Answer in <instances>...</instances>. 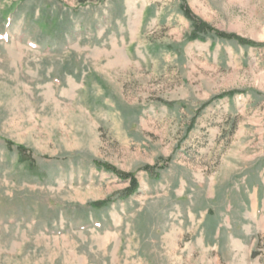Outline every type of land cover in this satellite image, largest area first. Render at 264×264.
<instances>
[{
  "label": "rangeland",
  "instance_id": "rangeland-1",
  "mask_svg": "<svg viewBox=\"0 0 264 264\" xmlns=\"http://www.w3.org/2000/svg\"><path fill=\"white\" fill-rule=\"evenodd\" d=\"M0 264H264V0H0Z\"/></svg>",
  "mask_w": 264,
  "mask_h": 264
},
{
  "label": "trees",
  "instance_id": "trees-1",
  "mask_svg": "<svg viewBox=\"0 0 264 264\" xmlns=\"http://www.w3.org/2000/svg\"><path fill=\"white\" fill-rule=\"evenodd\" d=\"M195 26H196V29H197V30L199 29L200 31H201V29L204 30V28L206 27L204 23H200V25H195ZM199 30H198V31H199ZM225 36H227V37H229V38H231V37H235V38H236L235 35H231V34H227V35H225ZM19 148H20L21 150H24V149H25L24 146H20V145H19ZM104 203H105V201H100V202H96L95 204H96L97 206H100V205H103Z\"/></svg>",
  "mask_w": 264,
  "mask_h": 264
}]
</instances>
